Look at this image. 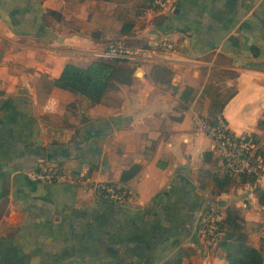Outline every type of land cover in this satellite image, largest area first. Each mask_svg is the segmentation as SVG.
Instances as JSON below:
<instances>
[{"label":"crops","instance_id":"obj_1","mask_svg":"<svg viewBox=\"0 0 264 264\" xmlns=\"http://www.w3.org/2000/svg\"><path fill=\"white\" fill-rule=\"evenodd\" d=\"M153 1L0 0V264H162L180 246L195 250L181 264H223L196 221L225 207L238 210L264 264V204L250 183L214 190L208 174L222 166L203 163L213 144L195 129L206 86L229 72L221 116L264 151V0ZM164 36L184 59L112 60L104 102L69 107L75 94L54 84L65 63L86 65L111 42L159 54ZM152 62L170 68L163 81L150 77ZM48 162L122 184L127 197L25 177ZM256 183L264 192V177Z\"/></svg>","mask_w":264,"mask_h":264},{"label":"trees","instance_id":"obj_2","mask_svg":"<svg viewBox=\"0 0 264 264\" xmlns=\"http://www.w3.org/2000/svg\"><path fill=\"white\" fill-rule=\"evenodd\" d=\"M112 60L117 61L119 59L97 57L86 65H78L73 62L65 63L60 74L54 78V84L75 94V99L68 104L69 107L75 106L77 101L82 100H85L87 105L107 100L106 91L116 70V65ZM170 72V68L165 64L152 62L149 75L155 82H158L163 81ZM192 93V87L183 86L179 98L183 101L181 104L184 107L191 99ZM227 98L228 96L224 100L212 98L207 114L200 117L211 125H216L218 122L225 123L221 116V109ZM253 141L257 145V141L255 139ZM257 147L258 150L264 152L258 145ZM213 152L214 150H205L203 152L202 160L204 164L218 161L217 156H213ZM208 176L213 181V187L217 193L226 191L229 187L241 183L253 184L258 202L264 204V192L256 183L257 178L254 175L249 173L233 174L222 168L217 172H209ZM216 210L223 214L220 222L222 234L216 242V248L221 252V256L224 259L223 264H261L263 261L262 251L249 242L248 234L243 227L244 219L238 210L233 207L217 208ZM194 251L191 246H180L162 264H181L183 259L190 257ZM186 264H190L189 261Z\"/></svg>","mask_w":264,"mask_h":264},{"label":"built area","instance_id":"obj_3","mask_svg":"<svg viewBox=\"0 0 264 264\" xmlns=\"http://www.w3.org/2000/svg\"><path fill=\"white\" fill-rule=\"evenodd\" d=\"M168 0H154L156 8H163ZM159 54L151 48L128 46L122 40L111 42L106 47L94 52L96 57L104 59L135 60L162 59V61H179L184 59L178 54L174 39L164 36L157 44ZM195 129L208 135L213 144V150L222 168L233 173H249L257 179L264 177V152L258 150L256 143L249 135H236L230 131L224 122L209 124L201 117L196 118ZM30 181L57 182L65 181L74 184L90 183L102 196L112 202H122L127 197V189L119 183L92 181L89 176L78 173H68L54 163H45L31 167L25 172ZM222 212L209 208L202 210L197 217L196 232L202 237L207 247L216 249L217 239L222 234L220 222Z\"/></svg>","mask_w":264,"mask_h":264},{"label":"rangeland","instance_id":"obj_4","mask_svg":"<svg viewBox=\"0 0 264 264\" xmlns=\"http://www.w3.org/2000/svg\"><path fill=\"white\" fill-rule=\"evenodd\" d=\"M213 77H218L219 79H222V81H218L217 84L208 83V85L206 86L208 99L211 100L215 97L219 98L220 100H224L232 92V86L227 83V81L229 80L227 78L229 77V72L222 73L220 76L214 75ZM224 79H226V81H224Z\"/></svg>","mask_w":264,"mask_h":264},{"label":"water","instance_id":"obj_5","mask_svg":"<svg viewBox=\"0 0 264 264\" xmlns=\"http://www.w3.org/2000/svg\"><path fill=\"white\" fill-rule=\"evenodd\" d=\"M137 72H140V70H139V71H137Z\"/></svg>","mask_w":264,"mask_h":264}]
</instances>
